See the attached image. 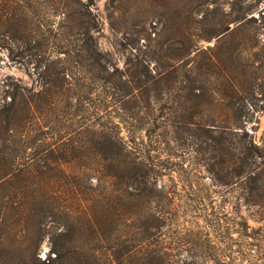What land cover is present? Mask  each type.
I'll return each mask as SVG.
<instances>
[{
	"label": "rangeland",
	"instance_id": "rangeland-1",
	"mask_svg": "<svg viewBox=\"0 0 264 264\" xmlns=\"http://www.w3.org/2000/svg\"><path fill=\"white\" fill-rule=\"evenodd\" d=\"M76 2L0 0V264H159L151 263L158 256L148 239L147 205L135 207L116 192L98 154L83 150L84 155L75 153L81 161L73 159V141L86 143L77 133L70 137L62 125L70 112L66 96H56L58 103L48 105L44 115L30 103L37 99L40 80L35 64L26 62V48L40 45L36 53L53 58L62 50L56 45L68 46L75 23L62 6ZM79 2L97 19L91 32L100 49L120 68L130 57L134 63L150 61L154 72L179 76L165 81L164 87L171 88L164 111L157 112L163 118L155 125L134 120L132 126L113 115L122 136L145 135L144 129L155 132L159 126L157 133L171 136L178 130L172 126L177 117L191 116L212 127L241 115L253 140L264 145V0ZM10 30L16 32L14 41ZM57 56L60 65L67 63L64 54ZM23 89L29 92L18 101L27 105L9 112L11 94ZM157 140L149 148L153 181L155 190L174 204L166 203L170 214L166 204L159 208L166 251L175 261L191 260L178 247L200 234L224 249L235 221L264 231V209L238 206V195L233 198L227 189L213 186L205 157L190 141ZM250 242L259 245L251 247L250 256L264 257V241Z\"/></svg>",
	"mask_w": 264,
	"mask_h": 264
},
{
	"label": "trees",
	"instance_id": "trees-1",
	"mask_svg": "<svg viewBox=\"0 0 264 264\" xmlns=\"http://www.w3.org/2000/svg\"><path fill=\"white\" fill-rule=\"evenodd\" d=\"M62 10V13L75 23L68 33V46L56 45V48L62 49L56 53L64 54L67 63L60 65L61 59L57 54L53 58H45L36 53L41 51L40 45V49L26 48V62L35 64V71L39 72L40 80L37 99L31 100L30 103L33 102L37 113L44 115L49 109L48 105L56 106L58 103L56 96H66L70 112L66 123L62 125L68 127L70 137L71 134L77 133L86 143L80 142V146H76L77 141H73V159L81 161L82 158H78L75 153L84 155L83 150L98 154L106 170L104 177L113 180L117 187L116 192L127 195L135 207L139 206L140 202L147 205L150 216L148 239L151 240L153 256H158V259L152 257L151 263L264 264L263 255L252 258L249 254L252 246L259 249V245L250 240L264 241V231L236 221L228 236L224 237V249H220L215 242L212 243L207 236L200 234L197 239L182 242L178 247L184 248L191 260L175 261L166 251L162 232L165 217L159 208L170 198L155 190V169L151 163L152 150L149 149L153 142H161L157 140L161 136L168 144L169 140L170 144L172 141H190L197 148L196 152L205 157L203 166L213 186L227 189L233 198L238 195V206H246L248 210L264 209V145H259L253 140V136L246 129L247 120H243L241 115H233L227 120L228 125L212 124L211 127L191 116L177 117L176 125L172 126H178V130L171 133V136L169 133H157L161 129L160 126L155 132L144 129L145 135L140 132L132 136H122L121 128L119 130L112 120L116 117L113 115L120 114L125 123L132 126L134 120L140 121L141 124H149L152 120L155 125V122L163 118L157 116V112L164 111L163 101L171 88L164 87L165 81L171 77L178 79L179 76L168 71L154 72L150 61L137 59L134 63L130 57L125 61L124 68H120L110 54L100 49L92 34L91 31L98 27V22L90 8L78 0L74 6L64 4ZM59 12L60 8L56 10L55 16ZM8 36L14 41L16 32L10 30ZM31 40L25 41V45L31 44ZM26 92L29 90L23 89L11 94L9 112H16L18 106L27 105V102L18 101L20 97L25 98ZM22 110L27 112L25 107ZM29 110L31 108L28 107ZM143 113L146 114L145 117L141 116ZM55 125L58 126V123L55 122ZM188 127L193 129L189 130ZM169 202L174 206L171 200ZM154 204L157 208L153 207ZM165 210H168L167 204ZM170 212L171 210H168L166 214ZM256 213L262 217V211L258 210ZM234 233L238 234L237 238H234ZM156 242L159 245H156ZM188 244H191V247L187 248Z\"/></svg>",
	"mask_w": 264,
	"mask_h": 264
}]
</instances>
